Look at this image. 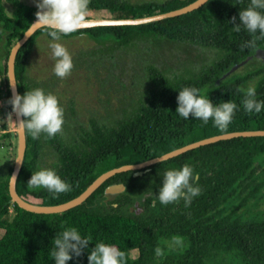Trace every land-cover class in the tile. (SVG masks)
<instances>
[{
    "label": "trees",
    "instance_id": "16d2710c",
    "mask_svg": "<svg viewBox=\"0 0 264 264\" xmlns=\"http://www.w3.org/2000/svg\"><path fill=\"white\" fill-rule=\"evenodd\" d=\"M193 1L78 0L76 12L106 11L113 18H136ZM3 2L12 9L11 16ZM37 18L36 9L20 0H0V56H5L0 71L2 114L13 111L6 73L10 48ZM40 34L48 39L76 34L96 41L110 39L112 51L139 41L165 40L212 55L199 69L172 78L144 61V77L134 84L135 89L143 88L142 99L119 108L105 122L91 119L89 128L75 126L76 133L65 137L47 122L57 116L50 102L55 78L34 82L28 76V57ZM262 48L264 0H208L186 14L136 26L38 29L15 60L26 132L17 193L38 205L63 203L111 168L210 136L264 129V62L253 57L244 65L259 59V66L242 74L234 70L220 80ZM109 51L107 47L80 51L72 66H85L91 73L87 79H93L92 59L102 52L112 63L115 58ZM140 80L146 83L140 85ZM107 83L110 88L116 79ZM45 158L49 162L41 175ZM260 159H264V137L221 140L156 163L140 176H133L134 171L117 173L82 204L54 214L29 212L11 202L10 166L5 179H0V264H264V213H238L248 205L254 209L262 204L264 177L259 180L255 166ZM120 183L123 193L111 199L104 196L108 185ZM176 240L179 247H171ZM109 249L114 251L110 256ZM132 250L136 257L130 256Z\"/></svg>",
    "mask_w": 264,
    "mask_h": 264
},
{
    "label": "rangeland",
    "instance_id": "374dc122",
    "mask_svg": "<svg viewBox=\"0 0 264 264\" xmlns=\"http://www.w3.org/2000/svg\"><path fill=\"white\" fill-rule=\"evenodd\" d=\"M22 3L34 7L40 18L53 19L57 21H76L82 19L109 18L110 14L106 11L99 12H76L78 0H20ZM129 2L141 1H162V0H127ZM7 15L11 16L12 9L3 2ZM112 40L105 39L96 41L85 34H76L70 37L48 39L45 34H40L35 41L33 49L28 57V76L34 82L40 80L46 82L51 77L55 78V89L51 93V105L56 117L47 120L53 123L56 130L69 137L75 134L73 127L83 125L89 128L91 119L98 122H105L111 117L113 112L123 106L131 107L139 98H143V88L135 89L137 78H143L145 74L142 63L148 60L155 64L168 77L174 74L187 72L190 73L199 69L212 55L208 51H199L197 48L186 44L173 43L165 40L146 42H135L126 47L110 48ZM107 47L111 57L97 52L98 57L92 59L94 65L91 68L96 75L93 79H87L91 73L85 66L78 69L73 65L77 59L76 53L86 52L89 49ZM106 51V50H105ZM2 56V57H1ZM0 56V71L4 63V57ZM3 59V60H2ZM89 62V59H83ZM106 60V61H105ZM259 66L258 59L252 63L244 65L235 70L237 74H242L253 70ZM116 79L109 88L107 80ZM142 80V79H141ZM140 80V85L146 83ZM2 75L0 73V83ZM46 84V83H45ZM138 91V92H137ZM98 119V120H97ZM50 123V124H51ZM72 125V127H71ZM6 133H11V137L5 138ZM5 138V139H4ZM17 149L16 124L12 112L2 114L0 111V179H5L9 167L14 165ZM47 152V149H44ZM48 154V152H47ZM40 166V174L44 175L47 170L49 158H45ZM264 159L256 162L255 166L259 172V180L264 177ZM261 164V165H260ZM260 165V166H259ZM237 204L232 205L234 208ZM135 209L139 210L140 203L134 204ZM248 211L254 213L261 211L264 213V199L262 204L254 209L251 205L241 208L238 213ZM3 231L0 229V236ZM171 247H179V241H175ZM113 249L107 250V255L113 254ZM137 251L132 250L130 256L136 257ZM224 264V263H223Z\"/></svg>",
    "mask_w": 264,
    "mask_h": 264
},
{
    "label": "water",
    "instance_id": "95a60500",
    "mask_svg": "<svg viewBox=\"0 0 264 264\" xmlns=\"http://www.w3.org/2000/svg\"><path fill=\"white\" fill-rule=\"evenodd\" d=\"M208 0H194L193 2L170 11L157 13L153 15H146L136 18H100V19H82L76 21H57L53 19L47 18H37L23 33L20 39H18L13 46L10 48L7 61H6V73L7 80L9 84L10 94H11V103L13 106V115L15 118L16 124V138H17V149H16V157L14 160V165L12 167V171L8 181V192L11 198L12 203H16L18 207L23 210L38 213V214H54V213H62L71 208H74L84 201L107 179L114 176L117 173L126 172V171H134L133 176H139L144 172L150 170V167L156 163L166 161L170 158L178 156L184 152L189 150L198 148L200 146L216 143L221 140H229L238 137H264V129L257 130H244V131H233L227 132L219 135L210 136L201 140H197L176 149L170 150L160 156L150 158L148 160L133 163V164H125L118 167L111 168L103 173H101L98 177H96L79 195L76 197L55 205H38L31 203L29 201L24 200L16 191V181L19 175V172L22 167V163L25 156L26 150V132H25V123L21 111L19 94L17 89V81L15 76V60L19 49L28 41V39L40 28L47 27L56 29L59 31H72V30H82L96 27H110V26H136L147 24L151 22L160 21L166 18H172L179 15L186 14L193 10L198 9L203 4H205ZM260 58L264 61V49H257L252 56H248L245 60L240 62L239 64L233 66L227 73H225L220 80L225 79L229 76L234 70L238 67L246 64L252 58ZM219 80L217 81V83ZM125 190V186L120 184H111L108 185L104 189V196L108 199L114 198L117 195L123 193Z\"/></svg>",
    "mask_w": 264,
    "mask_h": 264
},
{
    "label": "flooded vegetation",
    "instance_id": "af4514ba",
    "mask_svg": "<svg viewBox=\"0 0 264 264\" xmlns=\"http://www.w3.org/2000/svg\"><path fill=\"white\" fill-rule=\"evenodd\" d=\"M262 49H264V48H262ZM259 59H260V58H259ZM259 59H258V60H259ZM261 61L264 62L262 59H260V62H261ZM141 175H142V174H141ZM139 176H140V175H139Z\"/></svg>",
    "mask_w": 264,
    "mask_h": 264
}]
</instances>
